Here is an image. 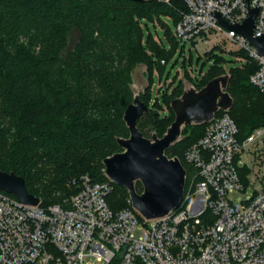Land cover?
<instances>
[{
    "label": "trees",
    "instance_id": "trees-1",
    "mask_svg": "<svg viewBox=\"0 0 264 264\" xmlns=\"http://www.w3.org/2000/svg\"><path fill=\"white\" fill-rule=\"evenodd\" d=\"M184 12L182 0H0V114L16 129L9 160L0 161V170L22 177L27 192L43 205L72 193L68 183L74 178L87 175L93 182L105 181L103 160L122 152L117 140L129 136L123 115L133 99L131 71L144 64L150 87L154 65L161 72L171 56L154 41L148 24H162V17H170L176 26ZM74 33L77 41L67 50ZM168 39L173 48L178 46L175 37ZM255 70L247 61L228 71L227 92L233 99L228 114L241 137L264 122V93L249 83ZM222 74L211 68L204 75L209 82ZM183 78L196 89L207 83L198 85L201 79L188 73ZM149 87L140 95L149 109L137 122L140 132L143 117L167 128L174 120L170 102L183 91L180 80L170 95H163L169 113L159 119L158 104L149 107ZM203 128L187 127L184 139L165 152L177 157L187 173L191 167L184 162V152ZM41 167H49L52 175L37 183ZM117 190L118 199L110 204ZM126 198L127 190L113 184L106 202L115 212L128 206Z\"/></svg>",
    "mask_w": 264,
    "mask_h": 264
},
{
    "label": "built area",
    "instance_id": "built-area-1",
    "mask_svg": "<svg viewBox=\"0 0 264 264\" xmlns=\"http://www.w3.org/2000/svg\"><path fill=\"white\" fill-rule=\"evenodd\" d=\"M182 1L174 37L196 49L236 45L256 65L249 83L264 93V57L220 23L241 25L256 9L253 36H263L264 0ZM228 111L185 150L191 171L180 205L166 216L145 220L129 198L112 211L106 175L72 179V193L48 205L0 191V264H264V122L241 137Z\"/></svg>",
    "mask_w": 264,
    "mask_h": 264
},
{
    "label": "water",
    "instance_id": "water-1",
    "mask_svg": "<svg viewBox=\"0 0 264 264\" xmlns=\"http://www.w3.org/2000/svg\"><path fill=\"white\" fill-rule=\"evenodd\" d=\"M127 1L144 3L146 0ZM256 16L257 10L254 9L241 25L231 26L223 21L220 23L247 39L256 52L264 57V35L253 36ZM146 73L147 67L144 64L136 65L131 71L130 89L133 99L123 115L129 136L118 138L122 152L105 158L103 165L105 175L113 184L127 190L131 206L145 220H152L175 210L182 201L185 188V168L177 157L169 158L165 152L184 139L183 131L187 127L204 125L219 111L230 110L233 99L227 92L229 73L213 78L200 89L183 78L182 94L169 105L174 120L161 137L153 133L151 138H146L137 128L140 117L149 113L145 103L140 100V95L149 87ZM137 183L142 188L140 193L136 189ZM0 191L26 205L35 206L39 203L37 197L27 192L23 178L14 173L0 170Z\"/></svg>",
    "mask_w": 264,
    "mask_h": 264
},
{
    "label": "rangeland",
    "instance_id": "rangeland-1",
    "mask_svg": "<svg viewBox=\"0 0 264 264\" xmlns=\"http://www.w3.org/2000/svg\"><path fill=\"white\" fill-rule=\"evenodd\" d=\"M161 22L162 24L155 25L149 23L148 30L154 34V41L156 43L159 42L161 48L166 52H171V56L164 67H162L161 72L157 69L156 65H154L148 90V97L149 107L156 102L160 108L158 115L159 119H166L169 111L165 107L163 95H170L172 90L180 86V80L183 79L186 73H188L190 77L192 76L193 78L201 79L198 81V85H202V83L205 81L207 82L210 79L209 77H205L204 74H206L211 68H216L227 73L232 68H241L247 62L243 55L240 54L241 52L239 48L236 45L230 46L229 42L223 43L220 48H215L213 45L209 47L201 45L199 49H196L192 44L179 42L178 46L173 48L168 37H174V21L170 17H162ZM77 38V34H72L67 50L73 48ZM156 62L157 59L155 58L154 64ZM142 119L143 121L140 123L142 125L140 130L146 138H151L153 133L161 136L166 129L165 123L161 126H157L152 125L147 118L144 119L143 117ZM171 119H173V116L169 114L168 120L170 121ZM0 132L2 133L0 140V161L7 162V160H9L8 155L12 147V142L14 141L16 129L12 125V120L1 114ZM40 173L41 176L39 179H36V182L44 183L51 177L52 170L49 167H41ZM137 190H141L140 185H138ZM118 194L119 191L117 190L114 198L111 195L112 198H109L110 204H113V202L118 199ZM60 196L63 197V195H60L59 193L56 194V197L59 198ZM125 204H128V198H126Z\"/></svg>",
    "mask_w": 264,
    "mask_h": 264
}]
</instances>
